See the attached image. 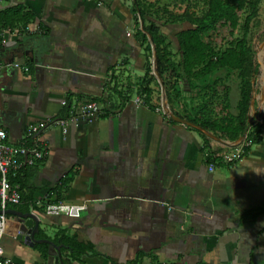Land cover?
I'll return each mask as SVG.
<instances>
[{
    "label": "crops",
    "instance_id": "0c3cea01",
    "mask_svg": "<svg viewBox=\"0 0 264 264\" xmlns=\"http://www.w3.org/2000/svg\"><path fill=\"white\" fill-rule=\"evenodd\" d=\"M18 3L36 14L30 30L40 26L45 33L27 41L15 30L5 33L0 128L12 144H22L30 126L47 124L36 134L48 155L31 179L35 204L47 202L50 190L76 171L63 200L78 206L75 212L15 208L39 216L45 235L36 238L64 244L55 235L65 231L94 246L78 259L62 247L66 264H125L139 253L136 264H264V213L245 215L264 203V130L241 159L218 161L210 172L206 141L212 151L229 153L244 140L170 119L161 85H152L148 102L137 101L145 54L133 0H0V9ZM12 60L29 71L8 67ZM116 85L131 98L122 99L112 90ZM93 98H101L108 113L82 118L80 106ZM66 101L76 113L64 133L55 121L63 119ZM263 114L264 92L256 95L254 82L249 120ZM48 216L58 218L50 222ZM7 217L5 256L16 264H48L49 245L19 239L25 233L15 230L13 215Z\"/></svg>",
    "mask_w": 264,
    "mask_h": 264
},
{
    "label": "trees",
    "instance_id": "16d2710c",
    "mask_svg": "<svg viewBox=\"0 0 264 264\" xmlns=\"http://www.w3.org/2000/svg\"><path fill=\"white\" fill-rule=\"evenodd\" d=\"M262 2L263 0H189L183 12L175 13L165 5L160 6V0H133L137 35L144 43L145 54L144 75L138 90L140 97L148 102L152 85L155 83L160 87L156 75L153 74V49L148 37L151 34L158 54V71L174 114L231 141L238 140L249 123L253 80L259 72L250 33L253 27L260 26L259 12ZM200 6L201 10L198 12L197 8ZM36 19L34 11L21 3L0 9V50L5 47L2 44L4 31L13 32L18 29L23 41H27L32 34L30 25ZM163 19L166 24H188L175 34L178 42L176 51L173 49L172 40L159 23ZM234 75L239 82V98L235 107L232 104L233 88L230 83ZM112 90L124 100L131 98L129 90H122L117 85ZM182 99L189 102L181 104ZM92 100L99 104L102 101L101 98ZM176 104L179 111L175 109ZM108 109L102 106L103 115L108 113ZM75 113L76 110L66 101L60 117L69 118ZM263 130L264 121L251 125L247 135L251 144L244 149V155L253 145L262 141ZM202 134L206 138L203 132ZM31 139L32 137L22 143L33 144ZM203 150L204 153L210 152L206 157L207 164L216 162L207 141ZM45 159L21 168L18 175L12 178L13 182L20 185L21 202L9 203L7 209L19 208L27 211L32 204L45 212L48 204L64 200L65 193L75 179L76 171L73 168L50 190L47 202L38 205L33 201L35 188L31 185V179L38 165ZM262 213L264 203L246 211L245 215L255 219ZM39 232L45 235L42 231ZM56 239L71 248L72 256L76 259L84 252L94 251L92 244L79 241L76 235L70 236L65 231H58ZM142 257V253H139L136 259L125 264H136Z\"/></svg>",
    "mask_w": 264,
    "mask_h": 264
},
{
    "label": "built area",
    "instance_id": "2783aa9c",
    "mask_svg": "<svg viewBox=\"0 0 264 264\" xmlns=\"http://www.w3.org/2000/svg\"><path fill=\"white\" fill-rule=\"evenodd\" d=\"M15 31H19L16 29ZM9 31H4V38L2 41L3 45H6L7 39L5 33ZM31 33L44 34L45 29L38 26L35 31L30 30ZM8 67L14 69H23L29 71V66L18 61H12L7 64ZM137 101H143L142 97H139ZM144 102V101H143ZM102 106L97 101H87L83 103L79 110L78 115L82 118L93 120L98 116L103 115ZM73 116L69 118H63L55 121L56 124L60 125L63 132H67V126L69 121L73 120ZM260 122L264 121V117L260 118ZM47 127L46 122H40L36 125H32L28 128L24 140L28 141L32 137L33 144H12L8 140V134L5 129L0 128V204L3 212L0 213V264H16L13 260L5 256V251L2 246V238L6 232L8 214L4 211L7 209L9 203L19 204L21 202V192L19 183L12 181L18 175L21 168L25 166H32L36 164L39 160H43L48 155V150L45 146L41 145L36 138V134L44 130ZM251 142L244 139L242 144L234 152H222L220 150L212 151L216 158V162L208 163V170L213 172L216 169V164L218 161H222L225 164L235 163L237 160L241 159L244 155V149L249 146ZM210 152L204 153L205 157L209 156ZM78 206L70 205L63 201L57 203H50L45 208V213L48 215H60L62 212H75Z\"/></svg>",
    "mask_w": 264,
    "mask_h": 264
},
{
    "label": "water",
    "instance_id": "95a60500",
    "mask_svg": "<svg viewBox=\"0 0 264 264\" xmlns=\"http://www.w3.org/2000/svg\"><path fill=\"white\" fill-rule=\"evenodd\" d=\"M141 25L143 26V22H141ZM148 37H149V40L152 44V49H153V73L156 75V77H157V79L161 85V88H162L165 114L170 119H172L174 121L194 126L198 129H200L201 131H204L206 134H211L210 131L202 128L200 125H197L196 123L191 122L185 118L179 117L176 114H174V112L172 111V109L169 105V102H168V98L166 95L165 88H164V82H163L162 77L158 71V54H157V50H156V45L154 44L152 35L148 34ZM33 51L36 54L37 50L35 49ZM31 60L32 61L35 60L37 62L38 61L37 56L35 55ZM255 80L256 79H254L253 81L255 82ZM262 117H264V114L262 115ZM259 120H260V117L249 120V123H248L246 129L244 130V132L241 136V139L244 140L247 137L248 132H249V128L251 127V125L255 122H258ZM2 212L3 211L0 210V213H2ZM4 212L7 214H11L15 217L14 218L15 221L13 224V227L15 228V230L25 233L24 236H18L19 239H21V240H23L26 243L31 244V245H33L34 243H41V242H45L49 245L48 262H47L48 264H53V261L56 264H66V260L63 257L62 249H61L62 247L66 246V245L57 244L56 242H54L53 240H50V239H37L36 238V234H38L40 231V218L35 212L29 211V212L24 213V212H22L18 209H15V208H8Z\"/></svg>",
    "mask_w": 264,
    "mask_h": 264
},
{
    "label": "rangeland",
    "instance_id": "374dc122",
    "mask_svg": "<svg viewBox=\"0 0 264 264\" xmlns=\"http://www.w3.org/2000/svg\"><path fill=\"white\" fill-rule=\"evenodd\" d=\"M189 0H160V6H167L172 12L180 13L183 12L187 6ZM6 4V1H2ZM201 6L197 8L200 12ZM163 21H159L162 25L163 31L170 37L173 44V49L176 51L178 49V42L175 34L182 28H185L188 24H166ZM260 26L253 27L250 33V41L255 49V62L259 65V72L255 77V94L258 95L261 91L264 92V0L260 6L259 12ZM232 90V101L235 102L239 98V82L235 75L231 80ZM184 109V108H182ZM61 214H67L62 212ZM57 216H48V220H55ZM51 222V221H50Z\"/></svg>",
    "mask_w": 264,
    "mask_h": 264
}]
</instances>
